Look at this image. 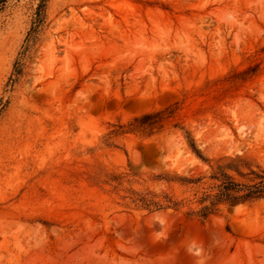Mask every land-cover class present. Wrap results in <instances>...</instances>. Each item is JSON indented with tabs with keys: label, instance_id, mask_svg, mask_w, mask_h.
Masks as SVG:
<instances>
[{
	"label": "rangeland",
	"instance_id": "obj_1",
	"mask_svg": "<svg viewBox=\"0 0 264 264\" xmlns=\"http://www.w3.org/2000/svg\"><path fill=\"white\" fill-rule=\"evenodd\" d=\"M185 131L264 171V0H0V264H264V199L199 218Z\"/></svg>",
	"mask_w": 264,
	"mask_h": 264
},
{
	"label": "trees",
	"instance_id": "obj_2",
	"mask_svg": "<svg viewBox=\"0 0 264 264\" xmlns=\"http://www.w3.org/2000/svg\"><path fill=\"white\" fill-rule=\"evenodd\" d=\"M40 18V14H38V21L32 27L31 32L35 31L41 21ZM175 113L176 107L170 105L161 110L135 116L127 123L113 124L105 141L110 143L112 138L124 134L151 135L159 132L167 122L172 120ZM185 137L193 153L207 163L210 168L208 176H202L196 180H180L181 185L189 183L197 186L206 185L201 188V196L197 200L201 206L196 212L199 218L206 219L214 215L222 205L234 207L264 199V171L262 169L258 167L253 169L251 166H247L246 159L239 155L208 159L197 148L195 139L190 132L185 131ZM244 167L247 171L243 170ZM139 201L147 207L150 205L160 206L158 202L150 201L144 197ZM173 206L175 205L173 204Z\"/></svg>",
	"mask_w": 264,
	"mask_h": 264
},
{
	"label": "water",
	"instance_id": "obj_3",
	"mask_svg": "<svg viewBox=\"0 0 264 264\" xmlns=\"http://www.w3.org/2000/svg\"><path fill=\"white\" fill-rule=\"evenodd\" d=\"M159 221V217L158 216H155L154 217V222H158Z\"/></svg>",
	"mask_w": 264,
	"mask_h": 264
}]
</instances>
